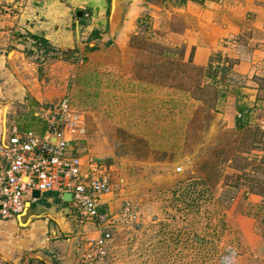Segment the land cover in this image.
<instances>
[{
	"label": "rangeland",
	"instance_id": "1",
	"mask_svg": "<svg viewBox=\"0 0 264 264\" xmlns=\"http://www.w3.org/2000/svg\"><path fill=\"white\" fill-rule=\"evenodd\" d=\"M125 2L117 39L81 27L79 61L36 60L44 107L70 97L85 115L74 154L111 169L115 213L142 210L114 230L111 264H264V0ZM43 105L17 102L13 123L43 126ZM69 210L87 240L94 225Z\"/></svg>",
	"mask_w": 264,
	"mask_h": 264
},
{
	"label": "crops",
	"instance_id": "2",
	"mask_svg": "<svg viewBox=\"0 0 264 264\" xmlns=\"http://www.w3.org/2000/svg\"><path fill=\"white\" fill-rule=\"evenodd\" d=\"M110 10L111 0H0V143L6 144V136L16 127L12 105L25 104L28 98L43 105L45 100L41 92L43 78L37 75L42 67L36 62L45 56L41 45L30 36L44 38L54 49L71 52L80 48L72 31L76 30L78 12H87L80 24L92 32L94 28H109ZM56 61V67L66 63ZM238 68L235 66V71ZM28 74L32 80H28ZM31 127L26 130L41 133L45 129V125ZM65 195L47 192L41 199H28L25 209L31 203L32 211L29 221H22L26 225L19 219L25 209L15 218L0 219V264H78L86 237L74 238L75 230L66 220L71 214L69 209L78 212L71 202L64 201ZM107 201L115 208L114 193ZM95 233L94 226L90 236Z\"/></svg>",
	"mask_w": 264,
	"mask_h": 264
},
{
	"label": "built area",
	"instance_id": "3",
	"mask_svg": "<svg viewBox=\"0 0 264 264\" xmlns=\"http://www.w3.org/2000/svg\"><path fill=\"white\" fill-rule=\"evenodd\" d=\"M45 129L14 127L0 143V219L21 214L34 191L72 195L78 214L94 224L96 233L82 242L78 264H111L110 246L117 227L139 225L142 210L125 202L117 214L107 198L113 194L111 169L91 156L74 154L86 135L85 115L70 97L43 107ZM238 118L244 122L242 114ZM264 131V121L261 122Z\"/></svg>",
	"mask_w": 264,
	"mask_h": 264
},
{
	"label": "water",
	"instance_id": "4",
	"mask_svg": "<svg viewBox=\"0 0 264 264\" xmlns=\"http://www.w3.org/2000/svg\"><path fill=\"white\" fill-rule=\"evenodd\" d=\"M129 12V6L125 2V0H111V10L109 16V33L111 37L117 39L119 32L124 28V24L126 22L127 14ZM76 21V37L78 44L80 45V36H81V24L80 19L83 17V12H78ZM6 140H8V135L6 136ZM34 199H41L42 193L40 191H34L32 194ZM64 201L67 203L72 202V195L66 194L64 196ZM30 211H32V204L28 203L25 211L20 215V221H25L26 223L30 219ZM23 225L26 223L22 222ZM45 260L44 258H42Z\"/></svg>",
	"mask_w": 264,
	"mask_h": 264
},
{
	"label": "trees",
	"instance_id": "5",
	"mask_svg": "<svg viewBox=\"0 0 264 264\" xmlns=\"http://www.w3.org/2000/svg\"><path fill=\"white\" fill-rule=\"evenodd\" d=\"M148 1H151V0H148ZM170 1L174 2V4L175 5H178V6L185 5L188 2H196V3L197 2H203V0H170ZM86 13L87 12H84L83 11V17L82 18H84V16L86 15ZM81 23H83V20L82 19H81ZM107 30H108V26L106 28V31ZM91 34L92 35L89 38L90 41L99 40V39L102 38L101 37V33H100L99 30H94V31H92ZM30 38H32L36 42L38 41V44L41 45L40 48L43 49V55L45 57L49 56V54H51V53H55L56 55L54 56V58H62V60H64V61L77 62V61L80 60V52H79V49L78 48L74 49L71 52H69V51H60V50H57V49L52 48L51 45H50V43L47 40H45L44 38L35 37L33 35L30 36ZM111 43H112V41H109L108 44H111ZM87 49L93 50V49H91L89 47ZM210 68H212V67H210ZM220 71H221V74H222V78L225 79L226 78V75L228 73H230L231 68L227 67L226 65H221V64L218 65V67H215L214 68V72H213L214 75H215V78H217V74H219ZM232 92H235L236 94H238V93H240V90L239 89H235V90L232 89ZM239 110H240V112H241L242 115L243 114L245 115V118H246L247 117L246 116V112L247 111H245L244 108H240ZM237 122L239 123L240 126H244L246 124L245 121L242 122L238 117H237Z\"/></svg>",
	"mask_w": 264,
	"mask_h": 264
}]
</instances>
